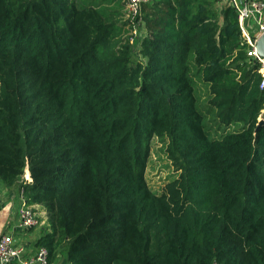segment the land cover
I'll list each match as a JSON object with an SVG mask.
<instances>
[{"label": "trees", "instance_id": "1", "mask_svg": "<svg viewBox=\"0 0 264 264\" xmlns=\"http://www.w3.org/2000/svg\"><path fill=\"white\" fill-rule=\"evenodd\" d=\"M126 1L0 0V189L48 214L49 264H264V90L236 12L151 0L133 22Z\"/></svg>", "mask_w": 264, "mask_h": 264}, {"label": "built area", "instance_id": "2", "mask_svg": "<svg viewBox=\"0 0 264 264\" xmlns=\"http://www.w3.org/2000/svg\"><path fill=\"white\" fill-rule=\"evenodd\" d=\"M151 0H127L126 15L131 21H138L142 6ZM215 8L221 14L226 8H232L237 15L238 24L242 34V44L247 47L250 62L257 67L261 76L260 89L264 90V58L257 49L258 42L264 37V0H215ZM251 22L253 24H251ZM141 23H135L134 35L138 36L137 29ZM135 38L132 39V43ZM24 180H30L29 169H26ZM5 194L0 189V205ZM21 204L18 209V230L25 231L41 227L46 211H39L38 206L28 205L20 194ZM27 247L13 236V231L0 236V264H49L48 250L42 248L27 255Z\"/></svg>", "mask_w": 264, "mask_h": 264}, {"label": "rangeland", "instance_id": "3", "mask_svg": "<svg viewBox=\"0 0 264 264\" xmlns=\"http://www.w3.org/2000/svg\"><path fill=\"white\" fill-rule=\"evenodd\" d=\"M137 32H138L137 37L139 38V40H141L143 38V36L145 35V32L141 28L137 29ZM133 43H134V41H133ZM139 49H140V47L137 46L135 48V51H139ZM199 94H200V98H201V103L203 104V108L207 109L208 108L209 93L207 92L206 88L203 85L199 86ZM209 117H211V116H209ZM261 122H264V109L262 110V114L259 118V123H261ZM209 123H210V125H213L211 119L209 120ZM175 173H176V171L174 169V165L169 161V158L166 155V153L164 152V149H163L161 142L159 140H154L153 145H152V155H151V159L149 162L148 173H147L149 185L151 186V188L153 190L159 191L164 187L165 184H167L175 176ZM24 177H25V175H24ZM1 189L3 190L2 191L3 193L7 192V194L10 195V193H8L7 188H1ZM9 192H11V191H9ZM13 193H17V192L14 191ZM13 193L11 194L12 196L8 195L7 198L5 196L3 198L2 202L3 203H10V206L12 207L11 211H14L13 215L17 216L18 208H19L20 203H21L19 200L20 192L18 193V197H17V194H15L16 198H18V199H15V196L13 195ZM38 209H39V211H42V208L38 207ZM42 218H43L44 222L42 223L41 227L35 228L36 230L34 232H31V234L25 238L26 240L30 241L31 243L35 242L37 240V238L40 237L41 233L43 232L42 229L47 230L50 227L48 214L46 216H43ZM17 222H18V220L15 219L13 224L15 225ZM55 264H65V257L60 256L57 259V262Z\"/></svg>", "mask_w": 264, "mask_h": 264}, {"label": "crops", "instance_id": "4", "mask_svg": "<svg viewBox=\"0 0 264 264\" xmlns=\"http://www.w3.org/2000/svg\"><path fill=\"white\" fill-rule=\"evenodd\" d=\"M251 24H253V23L251 22ZM9 191H11V192H9ZM14 191H16L17 193H13ZM8 193H10V195L7 194V192L4 193L6 198L8 197V195L12 196L11 195L12 193L14 196H15V194H17V197H18V187L14 188L12 190H8ZM15 199H18V198H16V196H15ZM19 200H20V198H19ZM20 202H21V200H20ZM38 207L42 208L40 206H38ZM11 210H12V207L10 206V203H3V202L1 203V205H0V236L2 234L8 233L9 231H13L14 238L18 241H21L22 244L25 247H27V251H28L27 255L34 254V251H35L33 248L34 242L31 243L30 241L26 240L25 238L28 237L31 234V232H34L36 229H34L32 231L31 230H25V231L18 230L17 226H18V222H19V217H18L19 215L17 213V216H14L13 215L14 211H11ZM42 211L45 212L44 208H42ZM15 219H17L18 222L14 225L13 223H14Z\"/></svg>", "mask_w": 264, "mask_h": 264}, {"label": "water", "instance_id": "5", "mask_svg": "<svg viewBox=\"0 0 264 264\" xmlns=\"http://www.w3.org/2000/svg\"><path fill=\"white\" fill-rule=\"evenodd\" d=\"M257 49H258L259 55L262 58H264V37H262L261 40L258 42ZM263 124H264V122L259 123V126L258 127L260 128Z\"/></svg>", "mask_w": 264, "mask_h": 264}]
</instances>
